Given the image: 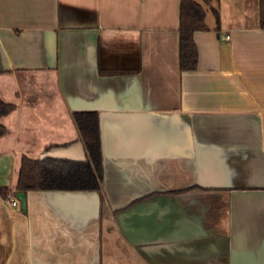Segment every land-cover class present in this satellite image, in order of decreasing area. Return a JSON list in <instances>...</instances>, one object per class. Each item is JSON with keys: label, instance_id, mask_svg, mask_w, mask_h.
Listing matches in <instances>:
<instances>
[{"label": "crops", "instance_id": "crops-1", "mask_svg": "<svg viewBox=\"0 0 264 264\" xmlns=\"http://www.w3.org/2000/svg\"><path fill=\"white\" fill-rule=\"evenodd\" d=\"M192 1L181 70V0H0V264H264L260 0ZM75 111L98 115L101 192L22 207V156L84 159Z\"/></svg>", "mask_w": 264, "mask_h": 264}, {"label": "trees", "instance_id": "trees-1", "mask_svg": "<svg viewBox=\"0 0 264 264\" xmlns=\"http://www.w3.org/2000/svg\"><path fill=\"white\" fill-rule=\"evenodd\" d=\"M204 12L192 0H181L179 26V67L194 70L198 62V49L193 38L197 29L205 28ZM219 21L216 13V23ZM260 26L264 28V0H260ZM13 108L0 100V115ZM84 146V159L43 157L31 159L22 156L18 170L16 192L37 190H102L103 164L97 112L75 111L71 114ZM5 132L0 123V136ZM9 189L0 193L7 197Z\"/></svg>", "mask_w": 264, "mask_h": 264}, {"label": "water", "instance_id": "water-1", "mask_svg": "<svg viewBox=\"0 0 264 264\" xmlns=\"http://www.w3.org/2000/svg\"><path fill=\"white\" fill-rule=\"evenodd\" d=\"M17 197L19 198L22 207H25V197H26V192H16L15 193Z\"/></svg>", "mask_w": 264, "mask_h": 264}, {"label": "built area", "instance_id": "built-area-1", "mask_svg": "<svg viewBox=\"0 0 264 264\" xmlns=\"http://www.w3.org/2000/svg\"><path fill=\"white\" fill-rule=\"evenodd\" d=\"M225 38L228 39L229 36L226 35ZM6 198L8 199V202H9L10 204H12V205L18 204V200H17V198L14 197V196H12V195H9V196H8V195H7Z\"/></svg>", "mask_w": 264, "mask_h": 264}]
</instances>
